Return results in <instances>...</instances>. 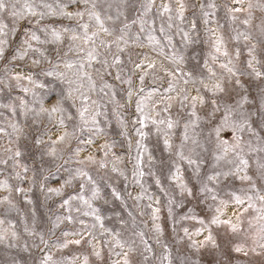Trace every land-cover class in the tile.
<instances>
[{
	"label": "rangeland",
	"instance_id": "1",
	"mask_svg": "<svg viewBox=\"0 0 264 264\" xmlns=\"http://www.w3.org/2000/svg\"><path fill=\"white\" fill-rule=\"evenodd\" d=\"M0 264H264V0H0Z\"/></svg>",
	"mask_w": 264,
	"mask_h": 264
}]
</instances>
